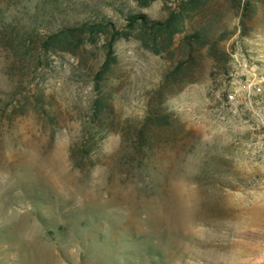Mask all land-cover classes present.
<instances>
[{
  "label": "rangeland",
  "instance_id": "rangeland-1",
  "mask_svg": "<svg viewBox=\"0 0 264 264\" xmlns=\"http://www.w3.org/2000/svg\"><path fill=\"white\" fill-rule=\"evenodd\" d=\"M175 1L0 0V264H264L259 135L222 106L242 61L264 69L263 6L241 37L212 0L188 30L224 33L228 74L200 56L172 84V63L134 39L97 88L99 45L72 57L38 42L162 20Z\"/></svg>",
  "mask_w": 264,
  "mask_h": 264
},
{
  "label": "trees",
  "instance_id": "trees-1",
  "mask_svg": "<svg viewBox=\"0 0 264 264\" xmlns=\"http://www.w3.org/2000/svg\"><path fill=\"white\" fill-rule=\"evenodd\" d=\"M154 1L156 0H135V3L139 8L145 9ZM211 1L177 0L171 7H167L166 16L162 20H151L143 14H130L125 18V25L121 29L106 19L83 21L64 26L39 38L38 42L42 50L59 51L72 57L87 42L92 46L99 45L103 52V62L93 76L96 88L116 60L113 50L115 43L129 39L136 40L145 51L165 57L172 63L163 77L164 83L172 84L183 80L187 72L199 64L202 56L210 59L217 69L227 75L228 54L220 46L226 38L224 33L210 37L199 28L188 30ZM225 1L237 18L240 36H247L259 7H264V0ZM98 105L99 103H94L95 112H98ZM162 118L164 120L165 117Z\"/></svg>",
  "mask_w": 264,
  "mask_h": 264
},
{
  "label": "built area",
  "instance_id": "built-area-1",
  "mask_svg": "<svg viewBox=\"0 0 264 264\" xmlns=\"http://www.w3.org/2000/svg\"><path fill=\"white\" fill-rule=\"evenodd\" d=\"M240 69V75L236 78L231 76L227 83L222 106L258 133L259 140L253 146V153L261 157L260 163L264 168V69L260 70L246 61L241 62ZM259 179V190L264 192V172Z\"/></svg>",
  "mask_w": 264,
  "mask_h": 264
},
{
  "label": "bare ground",
  "instance_id": "bare-ground-1",
  "mask_svg": "<svg viewBox=\"0 0 264 264\" xmlns=\"http://www.w3.org/2000/svg\"><path fill=\"white\" fill-rule=\"evenodd\" d=\"M240 264V263H239Z\"/></svg>",
  "mask_w": 264,
  "mask_h": 264
}]
</instances>
